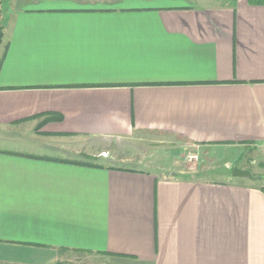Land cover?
Segmentation results:
<instances>
[{"label": "crops", "instance_id": "1", "mask_svg": "<svg viewBox=\"0 0 264 264\" xmlns=\"http://www.w3.org/2000/svg\"><path fill=\"white\" fill-rule=\"evenodd\" d=\"M14 4L0 146L21 149L0 148V264L75 250L107 264H264V164L239 166L253 179L226 164L210 178L112 151L141 135L201 156L264 143V2Z\"/></svg>", "mask_w": 264, "mask_h": 264}, {"label": "rangeland", "instance_id": "2", "mask_svg": "<svg viewBox=\"0 0 264 264\" xmlns=\"http://www.w3.org/2000/svg\"><path fill=\"white\" fill-rule=\"evenodd\" d=\"M15 1V2H14ZM0 0V26L6 24L7 16L9 17L15 12V4L16 0ZM215 1L219 4H227L230 0H209ZM1 49V48H0ZM5 133V132H4ZM4 137V136H3ZM0 133V140L3 139ZM12 137V136H11ZM16 139V136H14ZM20 142H23L22 140ZM120 145V144H119ZM178 143H174L173 141H169L168 139H158L152 138L149 139L146 135H141L140 137H134L132 139H127L126 141L122 142L120 148L117 147L113 152H116V155H120L121 157L128 158L133 166V162L135 161H143L147 159L150 163L156 164V166L163 165L162 168L167 167L171 160L173 162H177L181 169L192 171L191 169L196 165L197 167H203L204 169L209 168L213 171L209 175L211 178H217L218 175L220 176L221 168L226 164L228 168L243 166L247 163V165L252 167L262 168L264 164V158L261 153L258 151L256 147L254 148H234L231 151L227 149L224 150L220 155H209V156H201L199 155V161L196 164L187 163L184 158L189 153V148H181ZM0 148H10L8 150H19L21 149L17 145H12L8 147H1ZM191 151V150H190ZM240 154L242 160L232 161L229 163L228 160L234 159L235 155ZM197 154V153H196ZM46 155H53L48 154ZM107 153L101 154V156H107ZM202 159V163H201ZM135 164V163H134ZM137 164V163H136ZM142 165V164H141ZM143 166V165H142ZM179 167V168H180ZM250 172V171H249ZM259 178L256 177V181L259 182ZM59 264H107L106 259L97 256V255H89V254H74V253H66L63 254V257L60 258Z\"/></svg>", "mask_w": 264, "mask_h": 264}, {"label": "built area", "instance_id": "3", "mask_svg": "<svg viewBox=\"0 0 264 264\" xmlns=\"http://www.w3.org/2000/svg\"><path fill=\"white\" fill-rule=\"evenodd\" d=\"M264 158V143L255 146ZM184 160L190 164H196L199 161V155L196 153H188Z\"/></svg>", "mask_w": 264, "mask_h": 264}, {"label": "water", "instance_id": "4", "mask_svg": "<svg viewBox=\"0 0 264 264\" xmlns=\"http://www.w3.org/2000/svg\"><path fill=\"white\" fill-rule=\"evenodd\" d=\"M231 176L232 178H247V179H253V175L251 172L247 170H242L238 167H233L231 170Z\"/></svg>", "mask_w": 264, "mask_h": 264}, {"label": "trees", "instance_id": "5", "mask_svg": "<svg viewBox=\"0 0 264 264\" xmlns=\"http://www.w3.org/2000/svg\"><path fill=\"white\" fill-rule=\"evenodd\" d=\"M262 2H264V0H261ZM2 40H3V28L0 26V45L2 44ZM51 119H47L46 121H49ZM69 163V162H68ZM91 165V164H90ZM66 250H61L60 252H65ZM74 252V254H89V255H92V253H89V252H83V251H72ZM59 264V263H58Z\"/></svg>", "mask_w": 264, "mask_h": 264}]
</instances>
